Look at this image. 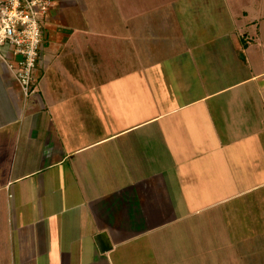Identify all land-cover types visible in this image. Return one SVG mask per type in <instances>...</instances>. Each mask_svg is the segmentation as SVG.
Masks as SVG:
<instances>
[{
    "label": "crops",
    "instance_id": "crops-1",
    "mask_svg": "<svg viewBox=\"0 0 264 264\" xmlns=\"http://www.w3.org/2000/svg\"><path fill=\"white\" fill-rule=\"evenodd\" d=\"M141 1L212 15L194 35L177 11L170 30L187 87L120 73L106 37ZM48 21L28 94L0 47V264H264V141L242 126L264 117V0H54Z\"/></svg>",
    "mask_w": 264,
    "mask_h": 264
},
{
    "label": "rangeland",
    "instance_id": "rangeland-1",
    "mask_svg": "<svg viewBox=\"0 0 264 264\" xmlns=\"http://www.w3.org/2000/svg\"><path fill=\"white\" fill-rule=\"evenodd\" d=\"M187 3V2H186ZM162 4H165L164 1H162V3L158 4L157 2H147V1H141L140 2V6L139 7H123V8H118L117 12H120V19L121 21H116V23H114L112 26H114L113 31L111 30V32H117L113 33L115 35H121V39L120 40H116L113 37H106V41L107 43H110L113 48H116V55H119L118 57H116L114 55V58L117 59H122L126 62L127 66L123 65L122 66V71L120 72L121 74H123V71L126 69H135L137 68V65H139L140 69H142V66L144 65H149L153 67V75L156 77L155 80L158 81L159 79L163 80L162 82H165L166 78L167 79H172L175 82L170 83L171 85L174 86V88L176 89V85H178L176 83V81H178V83H182L184 82L185 87H187L188 83L187 81L189 80V76L187 74L184 73H188L187 71L183 72L180 70V60L182 59L181 57L177 58V57H172L169 58V53L171 52L169 49H167V45L171 46V42L175 44H179L183 46V41L178 40L175 41L173 39V35L179 32H175L174 34H172L173 30L176 31V29L173 28H178L177 25V11H184V16L187 18V21H189L190 24V33L192 32L194 35L195 32L197 31H202L201 29H204L203 27H205V25L210 26L209 28L211 29L210 31L214 30L215 24H210L211 19H212V15H210L208 12L206 13V9H198L200 12V15L203 14V20L208 21V22H204L200 23L198 20V17L195 13H191L194 12L195 10H193L192 7L189 8L188 7H184V8H166V7H162ZM166 8V9H165ZM219 13L225 15V9H216ZM167 12H170V16L168 17ZM106 16L103 15V19ZM165 20V21H164ZM117 22H122V23H117ZM174 22V23H173ZM179 24V23H178ZM105 28L103 29V32H108V30L106 29L108 25H104L102 24ZM102 25H95L96 27H94V25L91 27L93 30L97 31L100 30L98 29V26L100 28H102ZM172 30V31H170ZM169 32V33H168ZM157 33V34H156ZM159 33H163V34H159ZM123 35V36H122ZM133 35V36H132ZM169 36H171V38H169ZM157 37L159 38H163L166 37L165 39H157ZM169 38V40H168ZM194 41H197L196 39H194ZM96 42V41H95ZM137 45H139L140 48V54H139V49H135L134 51V57L136 58L137 55L139 56L140 60H139V64L138 61L135 60V58L133 59V56L131 54L130 56V52L132 50V46L137 47ZM161 45H163L164 50L161 48ZM148 49V52H147ZM172 50V49H171ZM175 50V49H173ZM151 53V55L149 54ZM166 53V54H165ZM137 54V55H136ZM165 54V55H164ZM240 58H241V53L239 54ZM179 62V63H177ZM100 68V66H99ZM98 68V69H99ZM187 69V68H186ZM80 74V73H78ZM89 76H94L93 79L97 80L96 76H101L100 72L97 71L96 73H88ZM104 75V73H102ZM137 74V73H136ZM140 74V73H139ZM138 74V76H139ZM152 74V73H151ZM110 76H114V73H112V75H108ZM147 76L148 73H147ZM140 78H142L143 82H145V78L142 74H140L139 76ZM111 78V77H110ZM145 78V79H144ZM130 79V76H129ZM150 79V78H149ZM153 79V78H151ZM171 80V81H172ZM142 83V82H141ZM176 83V85H175ZM144 84V83H143ZM144 87V86H143ZM125 96H129L130 93H132L134 90V83L132 81H129V83L125 84V86L123 87ZM121 90V91H123ZM144 91V89H143ZM177 91L179 92L178 88ZM188 92V91H187ZM146 94V91L144 92ZM145 94L140 93L139 97L140 98H146ZM149 96V95H148ZM253 96V95H252ZM153 98V97H152ZM126 103H128L130 106H132V113L133 116H136V113L134 111V104L132 103L131 99L130 100H126ZM150 101H152L151 97H150ZM158 101V99H157ZM139 102V101H138ZM144 102L142 101L140 104H143ZM146 104L144 105H137L136 109L137 111L139 109H146L143 108ZM249 104H246V107H249ZM134 107V108H133ZM139 107V108H138ZM151 108H154L153 106ZM160 108V104L156 103L155 104V111ZM251 118V119H250ZM249 120H247V123H243L242 126L245 127V129H249V130H255L257 129L258 126H260V128L262 129V133L260 134V139L263 142L264 141V126H263V116L259 117L256 116L254 117L253 114L250 115ZM253 156H261L262 159H264V151H259L258 153L256 152H252ZM253 171V170H252ZM263 191H261V194H264V188L262 189ZM256 196H252V198H248L247 201H251V204L253 205L252 210H254V212H252V215H255L256 217H258V213L259 211H261L263 208L259 203L258 198H255ZM247 199V198H246ZM245 199V200H246ZM246 201V202H247ZM239 202V201H237ZM251 210V211H252ZM251 211H249L248 213H245L242 211V216H246L244 217V221L250 222V217L248 215L251 216ZM263 214V213H262ZM240 213H237L235 216V219L239 220L240 218H242ZM259 218H256V220ZM262 219L260 218V224H261ZM259 225V224H257ZM236 228H239L238 226H235L234 229L235 231L238 232V230ZM243 228V227H242ZM259 228V227H257ZM241 229V228H240ZM242 230V229H241ZM235 231H232V233H235ZM262 234V233H261ZM237 235V234H236ZM264 240V239H263ZM264 241H262V244H260L261 246H257V247H253L254 250L257 252L258 256L261 258V260H264Z\"/></svg>",
    "mask_w": 264,
    "mask_h": 264
},
{
    "label": "built area",
    "instance_id": "built-area-1",
    "mask_svg": "<svg viewBox=\"0 0 264 264\" xmlns=\"http://www.w3.org/2000/svg\"><path fill=\"white\" fill-rule=\"evenodd\" d=\"M53 6L54 0H0V47L5 43L12 47L15 59L8 67L24 94L35 79L44 27Z\"/></svg>",
    "mask_w": 264,
    "mask_h": 264
},
{
    "label": "water",
    "instance_id": "water-1",
    "mask_svg": "<svg viewBox=\"0 0 264 264\" xmlns=\"http://www.w3.org/2000/svg\"><path fill=\"white\" fill-rule=\"evenodd\" d=\"M242 57H243V55H242Z\"/></svg>",
    "mask_w": 264,
    "mask_h": 264
}]
</instances>
